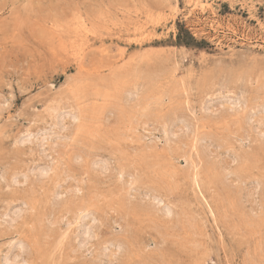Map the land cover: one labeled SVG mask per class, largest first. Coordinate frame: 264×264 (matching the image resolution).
I'll list each match as a JSON object with an SVG mask.
<instances>
[{
	"label": "rangeland",
	"instance_id": "rangeland-1",
	"mask_svg": "<svg viewBox=\"0 0 264 264\" xmlns=\"http://www.w3.org/2000/svg\"><path fill=\"white\" fill-rule=\"evenodd\" d=\"M12 259L264 264V0H0Z\"/></svg>",
	"mask_w": 264,
	"mask_h": 264
},
{
	"label": "bare ground",
	"instance_id": "bare-ground-1",
	"mask_svg": "<svg viewBox=\"0 0 264 264\" xmlns=\"http://www.w3.org/2000/svg\"><path fill=\"white\" fill-rule=\"evenodd\" d=\"M229 105V104H228ZM237 108V107H236ZM263 115V114H262ZM162 116V115H161ZM172 120V119H171ZM177 124V123H176ZM172 130H173V128H172ZM171 130V131H172ZM26 136V135H25ZM31 136V135H30ZM22 139V138H21ZM26 141V140H25ZM45 169V168H44ZM41 171V170H40ZM42 172V171H41ZM40 173V172H39ZM46 173V172H45ZM40 175V174H39ZM170 210V209H169ZM81 214V213H80ZM6 216V215H5ZM13 218V217H12ZM14 219V218H13ZM11 220V219H10ZM88 226V225H87ZM87 226H85L86 228H88ZM80 229V228H79ZM84 230H85V228H84ZM83 230V231H84ZM86 232V231H85ZM91 232V231H90ZM86 233H89L88 231L86 232ZM84 234V233H83ZM86 235V234H85ZM91 235V234H90ZM80 236V235H79ZM88 237V236H87ZM87 237H86V239H87ZM84 238V237H83ZM89 239V238H88ZM88 239H87V241H88ZM85 241V240H84ZM84 243V242H83ZM6 257V256H5ZM9 258V257H8ZM4 260V259H3ZM9 260V259H8ZM5 262L7 261V260H4ZM12 261H13V259H12ZM7 262H11V261H7ZM13 263H15L14 261L12 262V264ZM11 264V263H10Z\"/></svg>",
	"mask_w": 264,
	"mask_h": 264
}]
</instances>
